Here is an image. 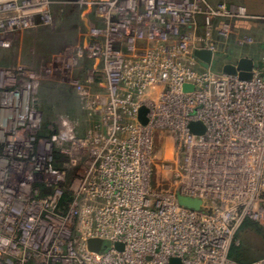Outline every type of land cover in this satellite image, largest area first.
<instances>
[{"label": "built area", "instance_id": "2783aa9c", "mask_svg": "<svg viewBox=\"0 0 264 264\" xmlns=\"http://www.w3.org/2000/svg\"><path fill=\"white\" fill-rule=\"evenodd\" d=\"M79 2L95 21L86 34L97 63L91 82L100 77L106 90L99 103L87 101L101 119L85 134L68 116L45 131L40 77L0 65V264H264L230 258L246 220L264 229V63L242 80L194 54L210 51L214 61L229 52L248 9L207 0ZM53 24L50 0H0V49ZM198 122L203 134L190 129ZM158 135L172 149L160 164ZM178 195L202 209L181 206ZM93 240L100 251L89 248Z\"/></svg>", "mask_w": 264, "mask_h": 264}, {"label": "rangeland", "instance_id": "374dc122", "mask_svg": "<svg viewBox=\"0 0 264 264\" xmlns=\"http://www.w3.org/2000/svg\"><path fill=\"white\" fill-rule=\"evenodd\" d=\"M50 1L56 26L55 28L42 27L38 30L24 31L22 40L25 52L21 54V59L28 64H31L29 61H35V64L26 70H31L40 77L36 104L45 131H49L48 128L53 130V122L57 117L68 116L74 119L78 134L83 135L101 119V111L95 106L93 109H88L87 101L91 99L92 102L99 103L106 95L100 77H94L91 82V73L95 70L94 66L97 63L87 55L84 49L86 34L91 23L87 21L88 11L79 2L80 0ZM207 1L213 6L220 4L232 6V0ZM239 5L248 9L251 19L234 23L236 27L232 48L229 52L222 51L217 54L211 65L215 72H222L224 64H232V60H236L238 56L250 57L259 67H263L264 6L253 3ZM90 22L93 21L90 20ZM246 36L254 38L253 44L243 43ZM34 44H36V51L32 49ZM61 58L67 60L65 63L68 74H61L60 71H57L58 60ZM13 60L17 61V57L13 56ZM0 65L13 68L10 65H5L3 57L0 58ZM74 82H78L77 84L82 86V89L75 86ZM84 92L87 94L86 96H84ZM88 96L89 99H85ZM156 152L159 164L172 156L170 143H164L160 135L156 137ZM166 180L167 178L157 176V181L164 186L168 184ZM233 248H235L234 258L243 263L263 258L264 229L253 225L239 231L237 242Z\"/></svg>", "mask_w": 264, "mask_h": 264}, {"label": "water", "instance_id": "95a60500", "mask_svg": "<svg viewBox=\"0 0 264 264\" xmlns=\"http://www.w3.org/2000/svg\"><path fill=\"white\" fill-rule=\"evenodd\" d=\"M195 56L203 61L207 66H211L213 63V54L210 51H195ZM255 63L253 59L250 58H242L238 61L237 65L227 64L223 67V72L226 74L231 75H239L240 79L242 80H250L253 77V69H254ZM192 87L190 85H186L184 87L185 90H189ZM146 109L142 108L140 111V115L143 116L146 113ZM190 129L192 132L203 134L205 132V127L202 123H192L190 125ZM178 202L181 206L200 211L202 209V201L198 199H192L188 197H184L181 195H178ZM101 242L100 241H90L89 242V248L94 251H100ZM171 264H181L180 260L173 259L171 261Z\"/></svg>", "mask_w": 264, "mask_h": 264}, {"label": "crops", "instance_id": "0c3cea01", "mask_svg": "<svg viewBox=\"0 0 264 264\" xmlns=\"http://www.w3.org/2000/svg\"><path fill=\"white\" fill-rule=\"evenodd\" d=\"M242 3H244V4L245 3H251V4L253 3V4H260V5L264 6V0H232V5L233 4H238L239 5V4H242ZM86 9L88 11L87 12V21H89V23H91V24H94L95 21H94V17H93L92 11L90 9H88V8H86ZM90 20H92L93 22H90ZM91 24H89V27H90ZM55 26H56V21H55V16H54V24H53L52 27H49V28H55ZM22 33H24V32H22ZM22 33L16 34L12 38V40L9 43L8 47H6L5 49L0 50V58L3 57L5 65H10L13 68L27 69L29 66H33L35 64V61L34 62H33V60L29 61L31 64H28L24 60L21 59V54L23 52H25V50H24V42L22 40ZM86 46H87V40L85 42V47H84L85 50H86ZM32 49H33V51L34 50L36 51V44L33 45ZM13 56L17 57V61L13 60ZM33 58L35 59V56H33ZM241 58H250V57L238 56L236 58V60H232V65L235 63V61H237L238 59H241ZM6 59H9L10 61L7 62ZM250 59H252V58H250ZM254 63L256 65L255 60H254Z\"/></svg>", "mask_w": 264, "mask_h": 264}, {"label": "trees", "instance_id": "16d2710c", "mask_svg": "<svg viewBox=\"0 0 264 264\" xmlns=\"http://www.w3.org/2000/svg\"><path fill=\"white\" fill-rule=\"evenodd\" d=\"M69 118H71V117H69ZM71 119L74 120L73 118H71ZM253 225H255L256 227L260 226L258 223L254 222V221L246 220V221L242 224V226L240 227L239 231L243 230V229L246 228V227H250V226H253ZM260 227H261V226H260ZM261 228H262V227H261ZM239 231H238V233H237V235H236V240H237V238H238V236H239ZM234 245H235V244H233V246H232V248H231V250H230V258H232L233 260H235V261H237V262L243 263L242 261H239V260H237V259L234 258V253H235V248H233Z\"/></svg>", "mask_w": 264, "mask_h": 264}]
</instances>
